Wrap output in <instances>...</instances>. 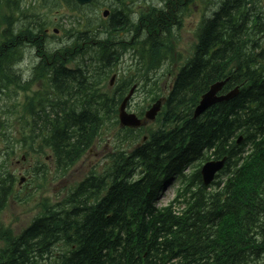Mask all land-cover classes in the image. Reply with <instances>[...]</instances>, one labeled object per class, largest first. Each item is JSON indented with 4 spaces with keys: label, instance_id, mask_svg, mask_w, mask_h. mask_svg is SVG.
Segmentation results:
<instances>
[{
    "label": "trees",
    "instance_id": "trees-1",
    "mask_svg": "<svg viewBox=\"0 0 264 264\" xmlns=\"http://www.w3.org/2000/svg\"><path fill=\"white\" fill-rule=\"evenodd\" d=\"M65 2L76 14L68 43L44 47L31 80L44 89L33 92L21 114L0 110L6 149L14 130L31 151L50 149L63 170L81 160L105 129L127 141L138 138L117 129L118 107L132 79L111 97L104 83L126 50L142 59L147 72L156 68L168 48L161 35L178 14L151 12L133 24L115 12L109 24L95 26L87 8ZM16 9L14 0H0V26L8 25L0 27V98L22 86L14 66L24 32L36 47L42 44L29 30L41 19L34 12L18 35L12 33ZM226 78L223 92L239 87L238 95L193 119L202 95ZM224 157L226 166L209 187L199 169L187 173L196 162ZM172 180L181 187L158 208L157 198ZM9 192L10 182L0 183V207ZM52 208L8 240L0 264H38L55 248L58 257L49 264H264V2L223 0L201 25L195 53L174 79L161 126L135 148L115 152L103 172L93 170Z\"/></svg>",
    "mask_w": 264,
    "mask_h": 264
},
{
    "label": "rangeland",
    "instance_id": "rangeland-1",
    "mask_svg": "<svg viewBox=\"0 0 264 264\" xmlns=\"http://www.w3.org/2000/svg\"><path fill=\"white\" fill-rule=\"evenodd\" d=\"M41 1L42 0H24V12L21 13L18 11V13L14 15V19L16 16L18 21L16 23V19L14 20L12 33L18 35L23 28L22 24L28 21L27 17L29 13L31 17L32 12H36L37 14L43 15L46 22L49 24L51 29L50 36H52L53 29L59 30L58 33L54 34V38H49V45L51 47H59L65 43L66 33L71 30L76 14H69V9L62 1L56 3L54 10L41 5ZM99 1L100 0H98L95 6L90 10H87L90 13V16H92L90 19L91 24L95 26L99 24L105 25L107 23L104 21L101 11H99V13L96 11L99 6ZM210 1H198L195 3V6L192 5L188 14L183 17L184 20L182 26L176 27L174 32L171 33V47L166 48L164 53L165 56H171V60L163 66V69H161L158 74L151 73V78H155L151 79V81L155 80L156 82L152 83L153 90L149 95H146L144 89L141 88L140 92L137 93L132 102V109L130 110L133 113L146 110L150 105V100L157 87L160 88L161 94L167 95V89L172 83L179 66L192 56L193 47L195 45L196 27L201 18L200 9L205 6L206 2L210 5L209 10L217 5L215 1L212 0L211 3ZM101 2H105L108 7H113L115 5L113 0H101ZM147 2L151 3L152 0H147ZM145 3L146 0L138 2L140 5H146ZM22 14H24V16H22ZM20 23L21 25H17ZM34 23H36V21H34ZM28 26L30 27V25ZM0 27L1 29H5L8 25H5V23L2 22ZM31 32L36 33V30L33 29ZM127 37L129 38L130 34ZM24 45L25 46L20 48L23 57L18 68L22 70V76L25 81L22 82V86L20 87H10L11 90H7L6 94H3L0 98V110H2V108L5 110H13V114H15L16 110L20 111V114L23 112L24 106L30 100L29 96L32 95L33 91L44 89V87L36 81L30 83L29 86H26V83L29 82L33 75V65L36 62L38 53H36L33 47L27 46L26 44ZM123 54L125 55H123L122 62L116 67L115 71L117 72H114L118 77L114 80L113 86L110 88L111 92L118 83L125 78V76L134 73V78L138 81L141 79L142 75L147 72V68L145 69L143 65H138L137 57L132 55L130 51H123ZM14 69L16 70V65L14 66ZM139 84L140 83L138 82L137 85ZM142 85L144 84L141 83V87ZM106 89L109 90L108 86L104 87V90ZM5 112H8V110ZM6 114L12 115L9 113ZM157 128V122L148 125L147 129H144L141 137L148 136L151 131H154ZM117 129H119L118 126ZM102 132V138L99 137L100 140L95 145L92 152L85 155L73 168L62 173H58L55 169V165L51 162H45L46 156L49 155L48 151L43 155L33 154L31 149L20 142L18 133L16 135L13 131L11 136V147L9 149H6V143H3L2 139H0V168L4 167L14 174L18 182L22 175L30 177V180H28L22 191H20L18 182L15 184L16 188L7 202V206L0 213V221L7 227L11 226L14 232H20L26 228L36 216L44 212L43 210L45 209V206L62 202L63 199L76 188L78 183L83 181L93 170L101 172L106 166V158L111 153L115 152L116 147L118 150H121V148L128 149L134 147L140 142V137L136 140L127 141L125 135L120 134L116 129H105ZM114 139H121L119 142L116 140L121 146L116 145ZM198 164L199 163H196L193 167H197ZM194 170L195 169H192L191 167L190 172ZM180 186L181 184L178 180L171 181L169 186L160 193L157 199V206L160 208L169 205V203L175 199ZM177 208L180 209L182 207L177 205ZM4 242H6V240H4ZM2 246H4V244L0 238V247ZM56 251L57 249L55 248L52 254L54 255ZM50 260L51 259L49 258L43 259L39 261L38 264H49L48 261Z\"/></svg>",
    "mask_w": 264,
    "mask_h": 264
},
{
    "label": "water",
    "instance_id": "water-1",
    "mask_svg": "<svg viewBox=\"0 0 264 264\" xmlns=\"http://www.w3.org/2000/svg\"><path fill=\"white\" fill-rule=\"evenodd\" d=\"M76 1L80 5H86L91 3L92 0H76ZM226 82L227 80L223 82H218L210 87V90L202 96V100L200 101L199 105L196 107L194 111V118L201 116L206 110H208L214 104L218 102L228 101L230 99H233L235 96H237L238 90L235 89L224 96L217 97V93H219L222 90ZM128 99L129 96L121 104L119 110L120 123L122 126L134 127V128L140 127L141 122L137 120L135 116L127 115L125 112V107ZM159 106H160L159 102L153 106V108L146 114L147 119L149 120L155 119V115L159 110ZM225 161H226L225 158L221 161H210L207 162L202 167L200 174L205 186H208L212 183V181L215 178V175L224 167Z\"/></svg>",
    "mask_w": 264,
    "mask_h": 264
},
{
    "label": "flooded vegetation",
    "instance_id": "flooded-vegetation-1",
    "mask_svg": "<svg viewBox=\"0 0 264 264\" xmlns=\"http://www.w3.org/2000/svg\"><path fill=\"white\" fill-rule=\"evenodd\" d=\"M140 1V0H139ZM160 1V0H159ZM162 1H166L165 4L167 5V7L169 9H171V11L173 12V10L175 11L176 9L179 10L180 7H182L183 5L185 7H187L189 4H190V1L191 0H161L160 2ZM163 7V3L157 5V8L160 9ZM109 11V19L111 18V14H113L114 12H112L111 10H108ZM120 13V12H119ZM8 178L10 179V181L8 180ZM24 180L26 182V180H28V178L26 176H24ZM7 183V182H10V191H12V188L16 182V177L13 175V174H9L7 176V174L5 175H0V183ZM25 186V184L23 186H21V189H23V187ZM11 195V192H9V195H8V198L9 196ZM7 198V199H8ZM6 199V198H5ZM6 200H4L3 203H5ZM4 204L0 207V213L2 212V208H3ZM53 248V247H51Z\"/></svg>",
    "mask_w": 264,
    "mask_h": 264
},
{
    "label": "bare ground",
    "instance_id": "bare-ground-1",
    "mask_svg": "<svg viewBox=\"0 0 264 264\" xmlns=\"http://www.w3.org/2000/svg\"><path fill=\"white\" fill-rule=\"evenodd\" d=\"M21 13H22V12H21ZM22 16H24V14H22ZM54 247H55V246H53V248H54ZM53 248H52V249H53Z\"/></svg>",
    "mask_w": 264,
    "mask_h": 264
}]
</instances>
